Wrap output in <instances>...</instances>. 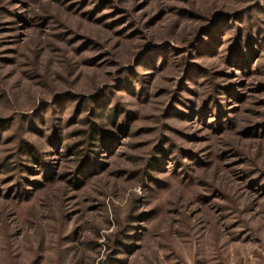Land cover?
Instances as JSON below:
<instances>
[{
  "label": "rangeland",
  "instance_id": "obj_1",
  "mask_svg": "<svg viewBox=\"0 0 264 264\" xmlns=\"http://www.w3.org/2000/svg\"><path fill=\"white\" fill-rule=\"evenodd\" d=\"M0 264H264V0H0Z\"/></svg>",
  "mask_w": 264,
  "mask_h": 264
}]
</instances>
